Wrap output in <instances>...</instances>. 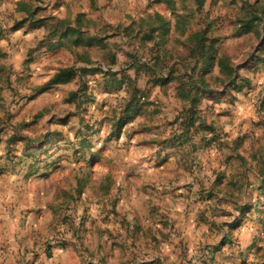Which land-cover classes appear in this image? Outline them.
<instances>
[{
	"label": "rangeland",
	"instance_id": "rangeland-1",
	"mask_svg": "<svg viewBox=\"0 0 264 264\" xmlns=\"http://www.w3.org/2000/svg\"><path fill=\"white\" fill-rule=\"evenodd\" d=\"M19 1L0 0V187L21 220L39 213L61 245L102 264H167L158 254L174 244L189 263L191 215L212 231L253 222L264 233V20L234 25L254 0H24L29 17ZM154 12L167 35L150 33ZM178 14L185 35L209 25L236 85L218 68L202 75ZM67 66L97 72L40 91ZM204 82L182 133L191 99L180 84Z\"/></svg>",
	"mask_w": 264,
	"mask_h": 264
},
{
	"label": "crops",
	"instance_id": "crops-1",
	"mask_svg": "<svg viewBox=\"0 0 264 264\" xmlns=\"http://www.w3.org/2000/svg\"><path fill=\"white\" fill-rule=\"evenodd\" d=\"M5 195L0 187V264H102L95 258L85 260L71 244L61 245L45 229L49 222L36 220L39 213L29 216L28 220H21L20 207L9 203ZM192 218L191 215L186 230L188 237H192L188 243L190 261L186 264L264 262V233L257 224L251 222L234 228L229 224H221L222 227L219 224L216 227L219 231L216 228L212 231L210 225L196 227ZM178 250L174 244L171 252L166 253L169 257L158 255L167 264H179Z\"/></svg>",
	"mask_w": 264,
	"mask_h": 264
},
{
	"label": "trees",
	"instance_id": "trees-1",
	"mask_svg": "<svg viewBox=\"0 0 264 264\" xmlns=\"http://www.w3.org/2000/svg\"><path fill=\"white\" fill-rule=\"evenodd\" d=\"M164 1L167 3L169 8L175 10L176 0H164ZM198 1H199L198 2L199 7L204 5L205 0H198ZM18 3L20 4L21 9L25 11L28 17L34 14V10L31 9V4L25 2L24 0L19 1ZM82 16L83 14L80 13L79 18H82ZM178 19H180L181 22L182 33L183 35H185L184 33L186 27H182L186 23L185 16L184 15L180 16L178 14ZM263 20H264V0H254V2L248 4L246 11L243 14L237 16V18L235 19L234 21L235 30L237 33L255 32L257 27L260 25V23ZM142 23L143 22H139L140 25H142ZM148 24L152 26L150 32L152 34H154L158 30H162V34L165 36L170 31L169 20L158 12H154V14L152 15V20L151 22H148ZM22 26H23L22 22L21 23L16 22L13 26V29H18ZM65 27L66 28L62 33L66 36L67 35L74 36L75 34H77L76 31L79 33V35L75 36L73 40L75 44H79L81 39L83 40V37L80 36L82 34L81 29L71 26L69 24H67ZM150 35L151 34H149V36ZM183 41L187 49L186 55L195 59L197 65L201 63L203 76H206L207 74L211 73L215 68H218L219 73L221 74L225 82L234 85L237 84L236 81L240 77L237 68L233 64V61L228 54L220 52L219 46L217 44L219 38L211 37L209 35V25H207L202 29L190 31L188 34L185 35ZM96 72H97L96 67H89V68L88 67L76 68L74 66L63 67L59 69L42 88H40V91H43L46 88L55 84L66 83L72 80L78 74L80 76H87L89 74L93 75ZM111 74H116V73L111 72ZM114 81L116 82L117 78ZM122 81L123 80L121 79L119 83L121 84ZM188 84L185 83L184 84L185 86H183L182 83L180 84L181 86L179 88L180 95L186 96L189 99H191V104L188 107V110H190L191 113L190 116H188L186 118V121L184 122V130L182 133L185 132L189 133L191 127L196 125V121L198 118L197 116L198 103L201 101V96H203V93H207L208 92L207 90H209L207 88L208 84L206 82L202 83V86L199 87L198 85L197 86L195 85L196 86L195 89L192 88V90L189 89V87H192V84L189 85ZM194 90H196V92H194ZM192 92H194V94ZM72 95L75 96L76 92H72ZM131 105L132 104L128 106L129 107L128 114L133 111V108H130ZM120 123L121 122H119V125ZM201 123L202 122H200L199 125H201ZM204 126L207 127V129L210 132L214 131V128L211 125H204Z\"/></svg>",
	"mask_w": 264,
	"mask_h": 264
}]
</instances>
